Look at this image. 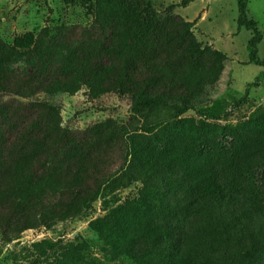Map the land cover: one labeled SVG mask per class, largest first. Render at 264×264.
<instances>
[{"label": "trees", "instance_id": "obj_1", "mask_svg": "<svg viewBox=\"0 0 264 264\" xmlns=\"http://www.w3.org/2000/svg\"><path fill=\"white\" fill-rule=\"evenodd\" d=\"M237 29L251 32L248 63L263 38L236 0ZM90 25L57 27L42 59L27 71L0 67V243L30 229L72 220L99 197L140 183L137 195L89 221L101 259L79 244L42 239L21 244L10 264H264V111L236 125L183 118L208 101L227 57L201 46L193 22L151 0H93ZM46 29L15 35L27 52ZM8 55L0 42V62ZM259 72L247 84L258 86ZM129 99L124 124L107 118L82 130L61 128L45 96ZM168 110L171 116L152 115ZM125 162L113 174H87L95 163ZM54 154L52 160L48 156Z\"/></svg>", "mask_w": 264, "mask_h": 264}, {"label": "rangeland", "instance_id": "obj_2", "mask_svg": "<svg viewBox=\"0 0 264 264\" xmlns=\"http://www.w3.org/2000/svg\"><path fill=\"white\" fill-rule=\"evenodd\" d=\"M156 6L172 5V11L187 21L193 22V33L201 46H209L227 57L220 80L209 89L208 101L187 111L182 117L195 123L207 122L221 125H236L264 111V77L258 86L247 84L264 67L248 63L246 44L251 32L237 29L236 0H151ZM93 0H0V42L8 49L0 67L14 71H27L39 62L56 36L61 25H90L96 20L92 14ZM247 14L257 22L263 38L258 44V56L264 59V0H247ZM46 29L44 40L27 52L15 51L9 47L15 35L32 31L39 34ZM55 104L61 113V128L65 131L82 130L107 118L124 124L133 115L130 101L124 96L105 94L90 98L86 89L73 95L56 93L45 96ZM152 115L171 116L168 110H154ZM125 147L121 141L115 146L112 165L102 167L95 163L87 174L101 177L105 173L118 172L124 162ZM54 154L48 156L52 160ZM140 183L130 184L113 194L99 197L82 215L58 223L50 229L44 227L24 231L18 243H0V264H10L9 255L21 244L48 239L79 244L90 256L101 259L97 234L89 227V221L104 215L116 204L137 195ZM115 264H128L119 260Z\"/></svg>", "mask_w": 264, "mask_h": 264}]
</instances>
